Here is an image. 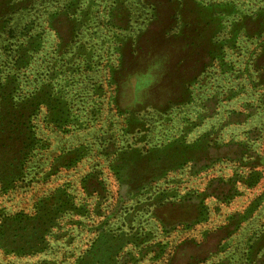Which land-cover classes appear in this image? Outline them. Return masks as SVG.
Listing matches in <instances>:
<instances>
[{"label": "rangeland", "instance_id": "rangeland-1", "mask_svg": "<svg viewBox=\"0 0 264 264\" xmlns=\"http://www.w3.org/2000/svg\"><path fill=\"white\" fill-rule=\"evenodd\" d=\"M263 231L264 0H0V264H264Z\"/></svg>", "mask_w": 264, "mask_h": 264}, {"label": "crops", "instance_id": "crops-1", "mask_svg": "<svg viewBox=\"0 0 264 264\" xmlns=\"http://www.w3.org/2000/svg\"><path fill=\"white\" fill-rule=\"evenodd\" d=\"M203 33V32H202ZM204 34V33H203ZM202 37H203V35H202ZM192 39V38H191ZM201 40V39H200ZM191 44V43H190ZM198 46V44H193V45H191V50H198L199 51V49L198 48H196V49H193L194 47H197ZM200 51L201 52H203L202 51V49H200ZM191 53V52H190ZM200 53V52H199ZM191 60V63H190V66L188 65V61H190ZM186 61H187V68L189 67L190 69H191V65H192V63H193V55H191V54H189V55H187V57H186ZM194 65H195V62H194ZM263 233H264V231H263ZM256 245H257V241H256V239H255V241H254V243H253V245H252V249H254L255 247H256Z\"/></svg>", "mask_w": 264, "mask_h": 264}, {"label": "trees", "instance_id": "trees-1", "mask_svg": "<svg viewBox=\"0 0 264 264\" xmlns=\"http://www.w3.org/2000/svg\"><path fill=\"white\" fill-rule=\"evenodd\" d=\"M245 163H247V161H244ZM258 178L256 177V176H253V178H252V185L253 184H256L257 182H258ZM234 193L235 192H232L231 194H229V195H227V194H221V197H220V199H223V200H228L230 197L233 199L234 198ZM233 196V197H232Z\"/></svg>", "mask_w": 264, "mask_h": 264}]
</instances>
